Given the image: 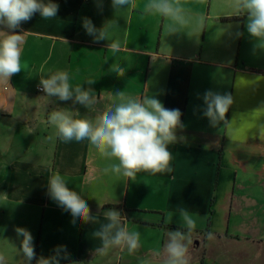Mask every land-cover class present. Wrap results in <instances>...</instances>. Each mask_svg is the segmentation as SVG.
<instances>
[{
	"label": "crops",
	"instance_id": "obj_1",
	"mask_svg": "<svg viewBox=\"0 0 264 264\" xmlns=\"http://www.w3.org/2000/svg\"><path fill=\"white\" fill-rule=\"evenodd\" d=\"M52 2L59 5L54 19L36 13L16 30L25 33L21 64L27 67L0 82V254L7 264H24L17 227L34 238L32 264L55 255L58 246L69 254L60 264H139L138 257L163 248L167 231H184L180 209L197 223L190 264H264V49L255 47L247 17L235 16L231 0H182L193 17L206 18L193 38L171 34L162 17L145 14L147 0H134L131 13L114 9L112 0ZM85 18L96 29L108 24L109 40L94 42ZM113 40L121 42L116 52L109 50ZM115 63L125 69L123 77L109 71ZM60 70L73 87L94 90L99 110L111 102L103 93L124 91L178 109L184 127L169 146L173 171L118 178L105 174V162L90 154L87 141H60L49 114L83 118L88 112L41 90L40 77ZM89 79L96 82L87 85ZM208 91L233 97L226 124L213 127L204 115ZM57 172L97 223L73 222L49 197L48 179ZM112 209L141 235L135 255L112 250L94 257L100 241L93 233Z\"/></svg>",
	"mask_w": 264,
	"mask_h": 264
},
{
	"label": "clouds",
	"instance_id": "obj_2",
	"mask_svg": "<svg viewBox=\"0 0 264 264\" xmlns=\"http://www.w3.org/2000/svg\"><path fill=\"white\" fill-rule=\"evenodd\" d=\"M116 10L127 7L129 13L135 8L134 0H112ZM230 7L235 16L247 17V31L256 41L255 47L264 49V0H231ZM59 5L52 0H0V82H8L11 77L22 71V45L24 34L17 29L23 22L29 21L36 13L44 20L57 16ZM147 15L162 17L167 21L166 27L171 34L186 33L189 37L198 38L206 25L204 16L193 17L185 8L182 0H147L144 5ZM106 24L96 29L91 20L85 18L83 27L94 42L109 40ZM4 29H7L5 31ZM98 33V35H97ZM121 42L113 40L109 50H120ZM109 71L123 77L125 69L115 63ZM67 71H56L46 78L40 77L39 86L46 97L59 101H72L88 110L83 118H75L70 112L54 110L49 114V123L54 126L56 136L64 143L88 142L90 154L105 162L104 172L108 175L135 180L139 173L151 175L171 173L173 154L170 145L178 142L177 131L183 129L181 112L178 109H167L156 98L145 95H127L126 92H106L110 103L103 110L97 109V96L94 90L83 85L73 87ZM96 81L89 79L87 85ZM204 115L213 127L226 122V116L233 105L231 94H218L212 91L205 93ZM79 115V112H77ZM264 140V128L260 130ZM48 195L65 212H70L73 222L88 224L97 223L87 202L67 186L65 178L55 173L48 179ZM102 209L104 203L94 197ZM179 216L184 231H167L163 248H156L150 255L138 257L139 264H190L189 249L193 244V233L197 228L194 215L180 209ZM104 223H101L93 237L100 241L93 255L106 256L112 250L127 251L135 255L141 247L139 232L130 231L125 223L126 218L114 209L103 212ZM17 237H23L20 253L24 264H32L36 259L33 236L25 228L15 229ZM207 239L214 238L212 232L206 233ZM55 255L41 256L36 264H60L61 259H68L65 246H58ZM63 253V255H61ZM0 264H7L6 257L0 254Z\"/></svg>",
	"mask_w": 264,
	"mask_h": 264
}]
</instances>
